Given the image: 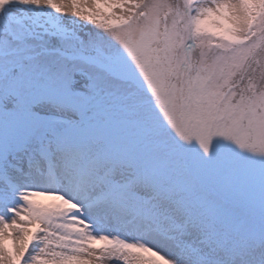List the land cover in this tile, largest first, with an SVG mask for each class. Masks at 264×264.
I'll return each instance as SVG.
<instances>
[{
  "label": "snow or ice",
  "instance_id": "6c2138e0",
  "mask_svg": "<svg viewBox=\"0 0 264 264\" xmlns=\"http://www.w3.org/2000/svg\"><path fill=\"white\" fill-rule=\"evenodd\" d=\"M0 264H264V0H0Z\"/></svg>",
  "mask_w": 264,
  "mask_h": 264
}]
</instances>
